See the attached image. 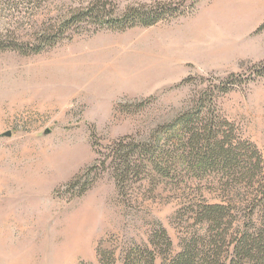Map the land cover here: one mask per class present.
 Returning a JSON list of instances; mask_svg holds the SVG:
<instances>
[{
    "label": "rangeland",
    "instance_id": "374dc122",
    "mask_svg": "<svg viewBox=\"0 0 264 264\" xmlns=\"http://www.w3.org/2000/svg\"><path fill=\"white\" fill-rule=\"evenodd\" d=\"M92 1L50 0L34 23L68 18ZM107 1L114 15L163 4L179 11L125 30L73 27L37 54L0 52V264H125L131 248L153 247L160 226L171 258L195 229L203 234L190 208L221 201V173L198 177L181 164L124 188L96 161L121 137L149 140L208 89L215 95L207 104L216 102L258 149L254 183L264 182V0ZM3 15L2 33L35 40L39 25ZM246 185L239 180L238 192L246 195ZM228 209L232 232L247 202Z\"/></svg>",
    "mask_w": 264,
    "mask_h": 264
},
{
    "label": "trees",
    "instance_id": "16d2710c",
    "mask_svg": "<svg viewBox=\"0 0 264 264\" xmlns=\"http://www.w3.org/2000/svg\"><path fill=\"white\" fill-rule=\"evenodd\" d=\"M49 2L0 0V13L4 18L8 17V21L32 22L29 25L33 28L39 25L34 23V16ZM178 11L176 6L163 4L155 9L131 7L121 15H114L107 0H94L68 18L41 22L32 42L19 41L15 32L0 31V52L12 50L23 55L37 54L55 46L73 27L95 24L125 30L154 25L171 18ZM263 28L264 23L258 29ZM257 71V75H264V61ZM233 79V75L228 77V81ZM213 92L205 90L194 105L179 113L174 120L160 125L149 140L121 137L96 161L104 169L111 168L116 181L124 188L128 182L141 180L152 173L169 175L174 167L181 164L185 165L188 174L203 177L213 169L225 179L215 187L223 193L220 202L193 201L195 204L190 208L195 215V225L205 224L203 234L195 229L183 249L169 258L173 242L167 230L160 226L155 230L153 247L131 248L125 264H157L161 255L165 258L160 264H264V182L254 183L262 170V159L255 146L237 135L235 126L222 116L217 103H213V110L207 104V100L214 101ZM242 179L247 184L246 195L238 192L237 184ZM238 200L247 202L248 212L242 225L229 232L234 223L229 217L234 214L228 206Z\"/></svg>",
    "mask_w": 264,
    "mask_h": 264
},
{
    "label": "water",
    "instance_id": "95a60500",
    "mask_svg": "<svg viewBox=\"0 0 264 264\" xmlns=\"http://www.w3.org/2000/svg\"><path fill=\"white\" fill-rule=\"evenodd\" d=\"M4 135H6V136H10V135H11V132H7V133H5Z\"/></svg>",
    "mask_w": 264,
    "mask_h": 264
}]
</instances>
